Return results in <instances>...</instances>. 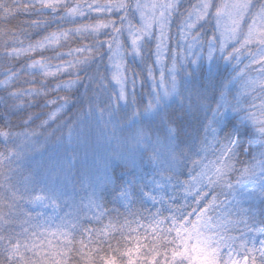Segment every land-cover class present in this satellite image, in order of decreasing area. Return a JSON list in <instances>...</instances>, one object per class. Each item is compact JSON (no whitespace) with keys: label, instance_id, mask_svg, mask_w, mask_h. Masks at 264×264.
I'll list each match as a JSON object with an SVG mask.
<instances>
[{"label":"snow or ice","instance_id":"6c2138e0","mask_svg":"<svg viewBox=\"0 0 264 264\" xmlns=\"http://www.w3.org/2000/svg\"><path fill=\"white\" fill-rule=\"evenodd\" d=\"M0 101V264H264V0H0Z\"/></svg>","mask_w":264,"mask_h":264},{"label":"trees","instance_id":"16d2710c","mask_svg":"<svg viewBox=\"0 0 264 264\" xmlns=\"http://www.w3.org/2000/svg\"><path fill=\"white\" fill-rule=\"evenodd\" d=\"M23 18V17H22ZM202 65H200L197 68L196 73L194 74L193 79H202L207 76L210 66L206 64V61L204 62L203 66L204 68H201ZM201 68V69H200ZM217 79L220 80L223 78L224 75V67L222 65L219 66V69L216 73ZM212 97H210L211 99ZM4 109V103L0 101V110ZM177 111H179L177 109ZM3 116H0V119H3ZM206 123L205 121V116L203 113H200L195 119H191L188 124V130L190 137L192 138L193 136L195 137V141L198 144V136L202 133H200L203 130V125ZM128 134L129 132L126 131ZM241 139H242V144L244 147L248 146V142L251 139L250 133L245 131L242 132L241 134ZM243 159V157H241ZM145 168L148 170L145 171ZM112 173L113 175V183L109 187V190L103 194L102 199L104 200L105 204L109 208H113L117 206V197L119 196V192L122 190V186H127L129 181L133 180L134 178H138L139 174H143V177L146 181H150L152 175L154 173L152 172V167H141L140 169H131L129 167H124L122 165H115L112 166Z\"/></svg>","mask_w":264,"mask_h":264},{"label":"clouds","instance_id":"9594fccd","mask_svg":"<svg viewBox=\"0 0 264 264\" xmlns=\"http://www.w3.org/2000/svg\"><path fill=\"white\" fill-rule=\"evenodd\" d=\"M127 136L126 131L124 132H117V138L113 139L110 143H101L98 149L99 155L97 156V160L99 163L103 164L105 162H108L110 164L118 163L122 164L124 163L119 158V153L123 152L125 150V144L123 143L124 138ZM179 147L177 151L180 153L181 160H184L186 162V156L187 152H185V149H189L191 151H194L196 148V141L195 137L193 136L189 141L186 143L179 142ZM117 154L113 156V154ZM108 157H112V159H108ZM141 164L145 167H152L151 162L147 156H144L141 158Z\"/></svg>","mask_w":264,"mask_h":264},{"label":"rangeland","instance_id":"374dc122","mask_svg":"<svg viewBox=\"0 0 264 264\" xmlns=\"http://www.w3.org/2000/svg\"><path fill=\"white\" fill-rule=\"evenodd\" d=\"M204 64V63H203ZM203 64H202V66H201V68H204V66H203ZM206 64H208L209 65V63L206 61ZM222 65V67H224V65L223 64H221ZM200 66V65H199ZM199 66H197V68L199 67ZM210 66V65H209ZM200 68V69H201ZM193 79V78H192ZM179 110V109H178ZM203 132V130L200 132V133H202ZM130 133H128L127 135H129ZM137 163H138V167L136 168V169H140L141 167H143V165H141V161H140V159H139V157L137 158ZM118 163H113V164H110V166H109V174L110 175H113V173H112V166H115V165H117ZM119 165H122V166H124V167H128L125 163H122V164H119ZM114 179V178H113Z\"/></svg>","mask_w":264,"mask_h":264}]
</instances>
